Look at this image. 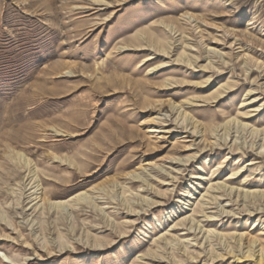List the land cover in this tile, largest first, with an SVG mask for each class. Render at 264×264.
Segmentation results:
<instances>
[{"label": "rangeland", "instance_id": "obj_1", "mask_svg": "<svg viewBox=\"0 0 264 264\" xmlns=\"http://www.w3.org/2000/svg\"><path fill=\"white\" fill-rule=\"evenodd\" d=\"M263 148L264 0H0V264H258Z\"/></svg>", "mask_w": 264, "mask_h": 264}, {"label": "bare ground", "instance_id": "obj_2", "mask_svg": "<svg viewBox=\"0 0 264 264\" xmlns=\"http://www.w3.org/2000/svg\"><path fill=\"white\" fill-rule=\"evenodd\" d=\"M151 59L150 58H148L147 59V61L146 62H149ZM259 132H257V134H258ZM264 149V148H263ZM263 149H262V151H263ZM260 154H262V152H260ZM263 206V205H262ZM259 241L260 240H257V239H255L253 242H252V246H251V249L248 251V252H246V259H255V257H256V254L258 253V252H256L255 251V246L257 247V244L259 243ZM260 246V245H259ZM261 252V251H260ZM237 252H235V251H230L229 253H228V255L229 256H231V255H235ZM248 254V255H247ZM241 257V256H240ZM230 258V257H229ZM243 258V257H242ZM242 258H238V260H241ZM225 259V258H224ZM257 259H259L258 260V264H264V257L263 256H261V255H258L257 256ZM223 260V259H222Z\"/></svg>", "mask_w": 264, "mask_h": 264}]
</instances>
